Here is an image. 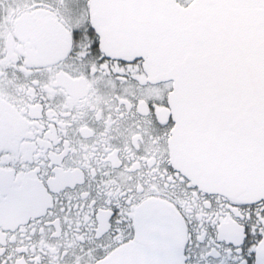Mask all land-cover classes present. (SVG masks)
Wrapping results in <instances>:
<instances>
[{"label":"snow or ice","instance_id":"obj_1","mask_svg":"<svg viewBox=\"0 0 264 264\" xmlns=\"http://www.w3.org/2000/svg\"><path fill=\"white\" fill-rule=\"evenodd\" d=\"M0 264H264V0H0Z\"/></svg>","mask_w":264,"mask_h":264}]
</instances>
